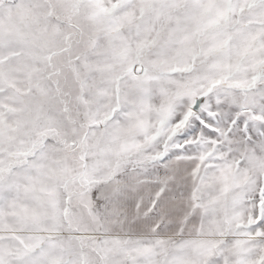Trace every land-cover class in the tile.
<instances>
[{
	"label": "snow or ice",
	"instance_id": "6c2138e0",
	"mask_svg": "<svg viewBox=\"0 0 264 264\" xmlns=\"http://www.w3.org/2000/svg\"><path fill=\"white\" fill-rule=\"evenodd\" d=\"M0 264H264V0H0Z\"/></svg>",
	"mask_w": 264,
	"mask_h": 264
}]
</instances>
